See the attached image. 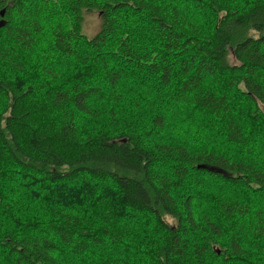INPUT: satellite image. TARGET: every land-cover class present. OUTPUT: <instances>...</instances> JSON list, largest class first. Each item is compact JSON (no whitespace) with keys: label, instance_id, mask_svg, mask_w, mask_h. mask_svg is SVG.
<instances>
[{"label":"trees","instance_id":"obj_1","mask_svg":"<svg viewBox=\"0 0 264 264\" xmlns=\"http://www.w3.org/2000/svg\"><path fill=\"white\" fill-rule=\"evenodd\" d=\"M59 2L0 0V68L16 76L13 56L38 52L43 71L0 74V264H264V163L251 160L243 120L245 105L264 106V0H64L57 13ZM95 12L100 31L86 39L84 15ZM57 58L63 70L50 65ZM123 77L144 78L122 91ZM157 87L173 89L168 108L193 105L223 125L242 156L153 142L171 112L161 100L133 95L120 128L126 96ZM103 100L106 124L82 134ZM140 105L153 125L142 136L132 127ZM191 177L209 191H190Z\"/></svg>","mask_w":264,"mask_h":264},{"label":"rangeland","instance_id":"obj_2","mask_svg":"<svg viewBox=\"0 0 264 264\" xmlns=\"http://www.w3.org/2000/svg\"><path fill=\"white\" fill-rule=\"evenodd\" d=\"M59 3H60V7L57 9L56 12L64 13V0H60ZM181 5L184 9H191V11L194 9L192 8V5H189L188 3H183ZM84 17H85V22L82 29V36H84L86 39H91L96 37L100 31V25H101L100 14L97 12L92 14L85 13ZM198 22L201 25L205 26L207 22H210V19L206 13H202L200 14V18ZM41 48L42 50L46 51L48 50V48L50 49V44ZM85 48L86 47H84L83 50ZM159 51L160 49L157 48L155 53ZM51 54L53 53L51 52ZM16 55L17 56H13V61L15 62V60L17 61L20 60L18 62H20L23 65V70H16V76H13L11 69L7 66H4L3 68H0V74L3 73L7 76H13L16 80L19 79L25 80L24 78L25 76L34 77L36 74L43 73L42 69L40 68L41 61L38 52L29 54L27 56H24L23 54L20 53H17ZM53 56L58 57L57 55H53ZM54 61H56V63L55 64L50 63V65L54 68H58V70L60 71L62 69L60 66L63 64V60L57 58ZM232 63H235L234 60H232ZM6 64L8 63L6 62ZM120 66H122V64ZM66 71L63 72L64 75ZM57 74L59 75V72ZM41 77L44 78L45 77L44 74ZM143 78L144 77H139L138 79L133 78L134 81H129L124 79L123 77V80H121L122 82L121 85H123L121 86L122 91H125L126 89L132 87L134 82L140 84L143 83ZM44 82L45 84L46 83L49 84L50 82L49 77L46 76L44 79H42L41 82H39V84ZM209 86L219 90V86L213 82H211ZM172 92L173 89H168L163 92L160 88L157 87L154 94L145 95L142 92L137 91L134 92L133 94L127 95L125 101L123 102L125 105L123 106L122 110H117L119 114L123 116V123L120 125V128L124 127L125 122H129V113H127L126 108H128V105L134 108V103L136 102V99L135 100L133 99L134 98L133 95L138 96L139 100H142L144 102L147 101V103L149 104H152L154 100L156 101L161 100L165 103L160 104L159 109L164 110L165 108L166 109L168 108V103H169L168 97L171 95ZM95 106L96 108L93 110H95V112L98 114V118L92 121L85 119V122L78 123L79 131L82 134H84L89 129H94L98 126H104L106 124V120L108 118V112H109L108 109H110L111 107L106 103L105 100H103V102L100 103L98 101ZM249 106L250 105H245V107H247V111L249 112V117H244L243 120L247 122L248 124L247 132L249 136H252L254 140V147L252 144L249 147V151H253V150L255 151L251 155L252 156L251 160L256 161L260 166L262 162L264 163V106L263 105L262 106L258 105V107L257 106L249 107ZM243 108L239 109L240 111H239L238 119H240V113L242 112ZM149 110H150L149 107H146L145 105H140L138 110H133V112L136 113L139 118V123L132 122V127L134 128L133 133L142 136L147 134L146 132L149 130V128L153 129V125L151 123L152 117H148ZM168 110H171V112L166 114V118L163 126L164 132L161 134V136L155 137L154 135V138L152 140L153 142L156 141L160 142V140L164 142L179 141L185 143L189 148H193V149L201 148L202 150H207L211 152H218L228 149L229 151L228 153L232 157L235 158V156H237L236 159H239V157L242 156L239 155L241 153L240 150L235 151L234 150L235 147H229L228 143L225 141L224 126L219 124L218 121L209 117H205L203 114L199 113V110L195 106L177 105L172 108H170L169 106ZM179 110H184V112H182L181 114ZM240 149L242 150V148ZM35 179L36 180L31 179L33 186L39 181L38 180L39 178L37 179L35 177ZM96 185L97 184L92 185V187H97ZM185 186L186 187L190 186V191L195 190L196 188L209 191V188H207L205 184V180L202 181L200 184H196L192 177L189 180V183H187ZM237 188L238 187L235 188V192L234 189L229 190L231 193L230 196H235L236 198H239V195L241 194V191L243 189H237ZM78 190H81L80 198L85 196L84 190L82 188V184L78 186ZM89 192H92V190H90ZM199 195L205 196L207 200L213 202L215 199L218 200L222 197L221 194H217L215 198L202 192H200ZM116 202L117 201L113 199V204H115ZM197 203L198 206H202L203 208H205L208 205H211V203H206L204 200L201 202L198 201ZM254 208L257 209V206H255ZM198 211L202 215L205 214V210L198 209ZM251 214L253 215L254 218H256V215L253 212H251ZM1 217L3 216L1 215ZM30 218L31 217L28 215L25 216V219L27 221H30ZM168 221L173 223L171 219H168ZM250 222L243 224V226L250 227V229H252ZM125 224L129 229H131L132 224H129L128 222H125ZM140 231L142 232V229H140ZM244 234H248V233H244ZM258 245H259V250L262 253H264V238L261 243L258 242ZM216 250L217 253H220L219 248H217Z\"/></svg>","mask_w":264,"mask_h":264},{"label":"water","instance_id":"obj_3","mask_svg":"<svg viewBox=\"0 0 264 264\" xmlns=\"http://www.w3.org/2000/svg\"><path fill=\"white\" fill-rule=\"evenodd\" d=\"M0 16L3 17V16H4V12H1ZM4 26H5V21L1 20V21H0V28H2V27H4ZM199 168H200V169H205V170H210V171H215L214 168H209V167H205V166H201V167H199Z\"/></svg>","mask_w":264,"mask_h":264}]
</instances>
